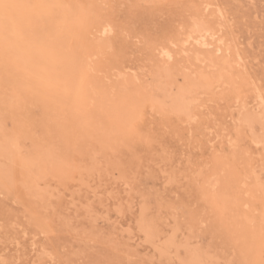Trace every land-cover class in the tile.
Listing matches in <instances>:
<instances>
[{
    "label": "rangeland",
    "instance_id": "obj_1",
    "mask_svg": "<svg viewBox=\"0 0 264 264\" xmlns=\"http://www.w3.org/2000/svg\"><path fill=\"white\" fill-rule=\"evenodd\" d=\"M6 2L0 264H264V0Z\"/></svg>",
    "mask_w": 264,
    "mask_h": 264
},
{
    "label": "bare ground",
    "instance_id": "obj_2",
    "mask_svg": "<svg viewBox=\"0 0 264 264\" xmlns=\"http://www.w3.org/2000/svg\"><path fill=\"white\" fill-rule=\"evenodd\" d=\"M95 1V0H94ZM90 9V8H89ZM90 13V12H89ZM192 20H194V19H192ZM206 23V22H205ZM205 23H203V22H198V23H196L191 29V32H190V30H189V32H188V35L185 37V40H184V42L185 43H188V44H191L192 42H197V43H199V44H201V46L203 45V46H207L208 45V42H207V37L209 36V34L211 35V27L209 26V25H207V24H205ZM111 32L112 30L110 29V28H107L106 26L105 27H103V29H102V32H104V34L105 33H108V32ZM110 34V33H109ZM106 36V35H105ZM184 37V36H183ZM83 44H84V42H83ZM188 44H187V46H188ZM175 46V45H174ZM182 49H183V47H182ZM185 51V50H184ZM163 55L168 59V60H171V57H172V52H171V50H164L163 51ZM164 56H163V58H164ZM197 57H198V55H197ZM165 58V59H166ZM239 58V57H238ZM196 59H198V58H196ZM212 59V58H211ZM214 60V59H213ZM241 60V59H240ZM208 62H210V61H208ZM211 63V62H210ZM244 63V62H243ZM214 64V63H213ZM240 65V64H239ZM213 69V68H212ZM161 77L163 78V79H165L166 81L168 80H172V76H171V72H170V69L169 68H166L165 70H164V72L161 74ZM225 79V78H224ZM198 87H199V81L198 80H188V84L186 85V86H183V87H180L179 89H178V92H177V96H175V99H174V105L176 106V107H178V109H182V110H185L186 108H188V106L189 105H191L192 103H193V101H191V100H193L194 98H193V96H194V93H195V91L198 89ZM260 94V93H259ZM261 95V94H260ZM170 97H172V96H170ZM260 97V96H259ZM193 98V99H192ZM261 99V98H260ZM261 100H263V98L261 99ZM264 101V100H263ZM192 102V103H191ZM261 102V101H260ZM170 103H172L171 101H170ZM169 103V104H170ZM191 103V104H190ZM262 103V102H261ZM175 107V108H176ZM260 107H263L264 108V106H263V104H262V106H260ZM172 108H173V106H172ZM177 109V108H176ZM177 109V110H178ZM262 109V108H261ZM263 110V109H262ZM262 137V136H261ZM258 140V139H257ZM262 141L260 140H258V141H256V144H259L260 145V143H261ZM263 143V142H262ZM14 240V239H13ZM18 241V240H17ZM13 242V241H12Z\"/></svg>",
    "mask_w": 264,
    "mask_h": 264
},
{
    "label": "snow or ice",
    "instance_id": "obj_3",
    "mask_svg": "<svg viewBox=\"0 0 264 264\" xmlns=\"http://www.w3.org/2000/svg\"><path fill=\"white\" fill-rule=\"evenodd\" d=\"M21 7L25 6L0 0V19L10 20L12 12Z\"/></svg>",
    "mask_w": 264,
    "mask_h": 264
}]
</instances>
